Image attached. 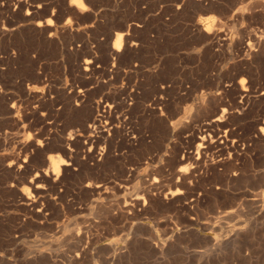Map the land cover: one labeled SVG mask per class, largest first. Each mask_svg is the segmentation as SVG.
Returning a JSON list of instances; mask_svg holds the SVG:
<instances>
[{"label":"rangeland","instance_id":"obj_1","mask_svg":"<svg viewBox=\"0 0 264 264\" xmlns=\"http://www.w3.org/2000/svg\"><path fill=\"white\" fill-rule=\"evenodd\" d=\"M83 2L89 9L83 13L70 5L69 0L2 2L0 95L8 94L18 102L19 109L16 117L6 118L1 114L3 110L0 106V156L12 151L15 143L32 136L36 131L44 129L43 134L55 135L64 131L66 135V132L79 128V122L73 120V116L52 117L47 107L48 118L40 115L45 108H41L43 110L37 117L30 118V110L39 96L58 99L62 94L71 95L70 92L86 89L89 96L93 94V100L109 95L111 101L116 95V98L124 96L126 104L115 110V126L119 130L110 135L113 138L110 137L111 147L108 145L111 156L106 160L104 168L91 169V161H85V165L79 159L76 171L64 175L63 184L66 186L62 184V198L57 202L59 206L51 208L49 218H35L18 199L19 190L27 186L35 174L34 169L17 175L6 172L9 176L0 171V252L4 253L0 257V264H264V134L253 138L254 128L264 126V39L260 48L252 46L255 38H264V11H260L264 10V0H176L179 4L175 0ZM37 5H41L40 10L37 9L39 11L35 8ZM49 19L53 23L47 26ZM65 21L70 23L66 24ZM37 24L41 26L37 27ZM121 25L133 27L128 32L131 41L122 44L126 46L122 47L118 53L119 59L117 57L115 61L110 49L116 27ZM4 27H10L11 32L2 34L1 29ZM203 29L211 31V34H204ZM239 41H243L244 45L237 46ZM246 43H251L259 59L249 54L251 51L245 47ZM91 57L96 60V71L89 76L82 75L83 70L76 69L77 63ZM239 71H242V75ZM108 72L112 73L107 75ZM241 78L247 81V86L240 83ZM246 88L248 101L245 100L242 105L239 103L241 92ZM161 96L165 101L155 106V114L147 112L151 100L156 97L160 99ZM232 96H235L236 104L231 103L234 100ZM218 97L226 102H230L231 97L228 104L232 115L225 121L237 133L238 141L243 139L238 142L237 154H231L235 166L241 163L238 166L241 181L237 179V182H226L217 172H209V175L190 182L179 181L182 187L161 181L181 167L176 164L175 157H181L187 151L196 152V142L190 141L189 134L180 135L176 128L179 136L177 133L167 136L165 125L180 118L183 121L193 120L192 125L195 127L206 125L213 101ZM113 99L111 102H116ZM162 106L167 108V120L159 115ZM121 119L125 122L128 119V125L124 123V128L130 137L136 139L134 147L122 139L124 129L118 123L122 122ZM244 145L249 151L247 148L244 151ZM213 152H210L212 155L208 154L211 156H207V160H214V156H218V153ZM25 155L23 153L22 158ZM186 165L190 168L189 164H182L183 167ZM155 176L158 182L165 184H162L163 188L160 186L161 194L168 193L169 188L170 194L176 193L171 202L152 201L154 203L150 202L138 213H123L116 220L103 218V208L109 209L119 202L140 196L141 187L150 179H155ZM89 180L99 183L104 181L107 186L105 196H108L98 198L88 190L85 192L82 184ZM218 186L220 188L216 190ZM176 188L181 191L178 196ZM175 197L179 201L183 199V202L176 199L177 203H174ZM194 216L196 219H193ZM89 223L94 224L90 230L92 242L86 254L80 260L75 259L77 244L71 241L70 236L80 231L83 234ZM25 255L32 257V260L25 261Z\"/></svg>","mask_w":264,"mask_h":264},{"label":"bare ground","instance_id":"obj_2","mask_svg":"<svg viewBox=\"0 0 264 264\" xmlns=\"http://www.w3.org/2000/svg\"><path fill=\"white\" fill-rule=\"evenodd\" d=\"M178 1V0H177ZM180 1V0H179ZM188 1V0H187ZM227 1V0H226ZM257 1V0H255ZM176 2V0H175ZM196 2V1H195ZM194 2V3H195ZM198 2V1H197ZM260 2V1H259ZM172 3V2H171ZM184 3V2H182ZM213 3V2H212ZM244 3V2H243ZM176 4H179L176 2ZM198 4V3H197ZM211 4V3H210ZM216 4V2L214 3ZM252 4V3H251ZM256 4V3H255ZM21 5V3L19 4ZM219 5V4H218ZM217 5V6H218ZM253 5V4H252ZM249 5V6H252ZM201 6V5H200ZM213 6V5H212ZM254 6V5H253ZM252 6V7H253ZM20 7V6H18ZM70 7V6H69ZM210 7V6H209ZM214 7V6H213ZM216 7V6H215ZM219 7V6H218ZM255 7V6H254ZM253 7V9H254ZM263 6H261L262 8ZM34 8V7H33ZM36 10L39 9V7H35ZM205 8V7H204ZM217 8V7H216ZM223 9V7H221ZM220 8V9H221ZM248 8V6H247ZM260 8V7H259ZM32 9V8H31ZM73 9V8H72ZM200 9V8H199ZM212 9V8H211ZM215 9V8H214ZM264 9V8H262ZM3 10V5L2 3H0V13ZM33 11H35V9H32ZM31 10V11H32ZM40 10V9H39ZM37 10V11H39ZM70 10V8H69ZM75 10V8L73 9ZM72 10V12H73ZM237 10V9H236ZM241 10V9H240ZM249 10V8H248ZM252 10V9H251ZM32 11V12H33ZM217 13H219V10H216ZM225 11V10H224ZM260 11H264V10H260ZM28 12V11H27ZM78 12V11H77ZM196 12V11H194ZM204 12V11H203ZM233 12V11H232ZM243 12V11H242ZM247 12V9H246ZM251 12V11H249ZM36 13V12H35ZM44 13V12H43ZM46 13V12H45ZM74 13V12H73ZM76 13V11H75ZM238 13V12H237ZM240 13V12H239ZM28 14V13H27ZM26 14V15H27ZM48 14V13H46ZM190 14V13H189ZM220 14V13H219ZM230 14V13H229ZM245 14V13H244ZM252 14V13H251ZM4 15V14H3ZM70 15V14H69ZM221 15V14H220ZM236 15V14H235ZM242 15V13L240 14ZM247 15V14H246ZM249 15V13H248ZM244 16V15H243ZM258 16V15H257ZM52 17V16H51ZM235 18H239L234 16ZM246 17V16H244ZM256 17V14H255ZM264 17V16H263ZM220 18V17H219ZM241 18V17H240ZM260 18V17H259ZM170 19V18H169ZM168 19V20H169ZM221 20V19H220ZM258 20V19H257ZM117 22V21H116ZM37 23V22H36ZM42 23V22H41ZM44 25V24H43ZM47 26H49V24H46ZM119 25V24H118ZM9 26V25H8ZM41 26V25H39ZM37 24V27H39ZM91 26V24H90ZM43 27V26H42ZM65 27V25H64ZM139 27V26H138ZM195 29L197 28L196 25L194 26ZM192 27V28H194ZM200 27V26H199ZM13 28V27H12ZM47 28V27H46ZM53 28V27H52ZM91 28V27H90ZM89 28V29H90ZM133 27L131 26H118V28L116 27V32L114 33V40L115 41L117 35L119 34L120 39H121V44H127L129 40V35L128 32L129 30H131ZM189 28V27H188ZM206 28V27H205ZM18 29V28H17ZM37 29V28H36ZM87 29V28H86ZM85 29V30H86ZM88 29V30H89ZM12 29H10V27H4L1 29V33L4 35H7L8 33L11 32ZM41 30V29H40ZM39 30V31H40ZM44 30V29H43ZM49 31H51L50 29H48ZM46 29V31H48ZM204 30V29H203ZM48 31V32H49ZM83 31V30H82ZM196 31V30H195ZM194 31V32H195ZM198 31V30H197ZM205 31V30H204ZM211 32V31H210ZM210 32H203L204 34L208 35ZM221 31H219L220 33ZM130 33V32H129ZM213 33V30H212ZM218 33V34H219ZM51 34V33H50ZM81 34V33H80ZM91 34V33H90ZM211 34V33H210ZM209 34V35H210ZM11 35V34H10ZM52 35V34H51ZM214 34H212L213 36ZM220 36V35H219ZM5 37V36H4ZM204 37V36H203ZM209 37V36H207ZM206 37V38H207ZM215 37L217 38V36L215 35ZM193 38V37H192ZM195 38V37H194ZM193 38V39H194ZM201 38V37H199ZM205 38V37H204ZM211 39V37H209ZM222 38V37H221ZM133 39V38H132ZM214 39V38H213ZM212 39V40H213ZM262 37H257L253 40L252 46H254V48H260L262 46ZM211 40V41H212ZM216 40V39H215ZM222 40V39H221ZM245 40V39H244ZM109 41V40H108ZM137 41V40H136ZM194 41V40H193ZM99 42V41H98ZM199 43V42H198ZM218 43V42H217ZM225 43V42H224ZM113 44V43H112ZM247 45H245L246 48H248L251 52L249 54L252 55V57L254 58H258L259 55H256V50L253 51V49L251 48L250 44L246 43ZM135 44H132L131 46H134ZM212 45V44H211ZM236 45L238 46H243L244 42L243 41H239L238 44L236 43ZM126 45H124L123 47H125ZM130 46V47H131ZM100 47V46H99ZM239 47V48H240ZM98 48V47H97ZM129 48V47H128ZM207 48V47H206ZM225 48V47H224ZM245 48V49H246ZM255 48V49H256ZM238 49V48H237ZM243 49V48H242ZM95 50V49H94ZM103 50V49H102ZM111 55L115 58H117L119 55L118 53L115 51V49H113L112 45H111ZM127 50V49H126ZM129 50V49H128ZM135 50V49H134ZM239 50V49H238ZM247 50V49H246ZM245 50V51H246ZM262 50V49H261ZM98 51V50H97ZM244 51V50H243ZM260 51V50H259ZM258 52V51H257ZM264 52V51H263ZM100 53V52H99ZM125 53V52H124ZM246 53V52H245ZM5 54V53H4ZM122 54V53H121ZM134 54V53H133ZM79 55V54H78ZM108 55V54H106ZM127 55V54H126ZM82 56V55H81ZM263 56V55H262ZM3 57V56H2ZM10 57V56H9ZM21 57V56H20ZM79 57V56H78ZM105 57V55H104ZM103 57V58H104ZM108 57V56H107ZM260 57V56H259ZM123 58V57H122ZM126 58V57H125ZM135 58V57H134ZM119 59V57H118ZM251 59V58H250ZM259 59V58H258ZM257 59V60H258ZM264 59V58H263ZM100 60V59H99ZM107 60V58H106ZM124 60V59H123ZM126 60V59H125ZM134 60V59H133ZM247 60V59H246ZM256 60V61H257ZM89 61H91V63H89ZM116 61V59H115ZM114 61V62H115ZM128 61V60H127ZM251 61V60H250ZM263 61V60H262ZM10 62V61H9ZM32 62V61H31ZM34 62V61H33ZM32 62V63H33ZM104 62V61H103ZM102 62V63H103ZM260 62V61H259ZM258 62V63H259ZM95 63L96 60L91 57L89 59H85L83 61H79L77 63V71L78 70H83L81 72H84L82 75H87L89 76V74H92L94 71H96L95 69ZM128 63V62H127ZM253 63V61H252ZM116 64V63H115ZM255 64V63H254ZM264 64V63H263ZM33 65V64H31ZM107 66V65H106ZM243 66V65H242ZM257 66V64H256ZM120 67V66H119ZM125 67V66H124ZM138 67V66H137ZM239 67V66H238ZM24 68V67H23ZM107 68V67H106ZM113 68V67H112ZM130 68V67H129ZM242 68V67H241ZM245 68V67H243ZM242 68V69H243ZM247 68V67H246ZM74 69V68H73ZM136 69V68H135ZM263 69V68H262ZM264 70V69H263ZM73 71V70H72ZM255 71V70H254ZM79 72V73H81ZM114 72V71H113ZM240 72V71H239ZM242 72V71H241ZM240 72V75H242ZM263 72V71H262ZM78 73V74H79ZM101 73V72H100ZM112 73V72H111ZM110 72L107 73V75L111 74ZM158 73V72H157ZM244 73V72H243ZM258 73V72H257ZM246 74V72H245ZM244 74V75H245ZM38 75V74H37ZM81 75V74H80ZM79 75V76H80ZM81 75V76H82ZM102 75V74H101ZM239 75V73H238ZM248 75V74H246ZM252 75V74H250ZM262 75V74H261ZM78 76V75H77ZM76 76V77H77ZM86 76V77H87ZM263 76V75H262ZM35 77V76H34ZM73 77V76H72ZM128 77V76H127ZM252 77V76H250ZM39 78V77H38ZM248 78V77H247ZM115 79V78H114ZM39 80V79H37ZM128 80V79H127ZM240 81V80H239ZM2 82V81H1ZM0 82V83H1ZM35 82V81H34ZM131 82V81H130ZM263 82V81H262ZM112 83V82H111ZM117 83V82H116ZM251 83V82H250ZM254 83V82H253ZM106 84V83H105ZM238 84V83H237ZM264 84V83H263ZM108 85V83H107ZM138 85V84H137ZM250 85V84H249ZM99 86V85H98ZM228 86V85H227ZM247 86V84H246ZM236 87V85H235ZM233 87V88H235ZM245 87V84H244ZM255 87V86H254ZM4 88V87H3ZM70 88V87H69ZM122 88V87H121ZM237 88V87H236ZM240 88V87H238ZM252 88V87H251ZM32 89V88H31ZM117 89V88H116ZM120 89V88H119ZM166 89V88H165ZM248 89V88H246ZM250 89V87H249ZM254 89V88H253ZM105 90V89H104ZM112 90V89H111ZM124 90V89H123ZM121 90V91H123ZM135 90V89H134ZM167 90V89H166ZM234 90V89H233ZM99 91V90H97ZM120 91V90H119ZM165 91V90H164ZM236 91V89H235ZM238 91V89H237ZM241 91V90H240ZM239 91V92H240ZM248 91V90H247ZM246 91V93H247ZM125 92V90H124ZM135 92V91H134ZM156 92V91H155ZM158 92V91H157ZM233 92V91H232ZM250 92V91H249ZM248 92V93H249ZM4 93V92H3ZM227 93V92H226ZM225 93V94H226ZM235 93V92H234ZM233 93V94H234ZM242 99H241V103L243 105V103L246 100V93L245 90L242 89ZM245 93V94H244ZM43 94V93H42ZM71 95H65L62 94V96L58 99H51V98H46V97H41L39 96V98L37 100H33L34 101V106L33 108L30 110V118L32 117H37L39 115V112L42 111L44 108L45 110L42 111V113H40L41 116H45L49 115V113L47 114L46 111V107L48 110H50V114L52 115V117H57V116H61L63 117V115H65V117L67 115H69V117L71 118V116H73L75 119L73 120H77L79 122V128L77 130H70L68 133H72L73 136V140H69L68 139V133L66 132V135H64V131L61 134H57L55 135V133H47V134H43V130H39L36 131L31 137V140H28V138H25L17 143H15V146L13 147L12 151H9L6 155L4 156H0V171L4 172V174L7 172L9 174H13V175H17V174H21L23 172H31L33 169L35 171V174L31 177V179L27 182V186L21 188V190H19V200L20 203L25 206V210L27 209L29 211V213H33L35 218H39L40 220H45L48 217V213H50V210L52 207H56L57 202L60 201L61 194H63L62 192V188H63V182H64V175L67 173L73 174L74 171H76L75 166H78V160L81 159L82 161H84L83 164L86 165L85 161H91L92 164L88 165L91 167V169H95V170H99L100 168H104V164L106 162V160L111 156L110 155V151H108V145L110 142V135L112 133H115V130H119L117 129V127L115 126V122L117 121L116 119V115L117 114L115 111L117 108H119L121 105H123L125 103V99H123V97H117L116 95H114L113 98H115L116 102H111L112 100L114 101L113 98H111L112 100L109 101V95L105 96V97H100L98 100H93L91 98V96H89L88 91L86 89H81L78 90L77 92H70ZM95 94V93H94ZM118 94V93H116ZM124 94V93H123ZM151 94V93H150ZM235 94H238V92H236ZM240 94V93H239ZM238 94V95H239ZM251 94V93H250ZM8 94H6L7 96ZM120 96H122V94L119 93ZM149 95V94H148ZM147 95V96H148ZM6 96H1L0 95V106L2 107V115L6 116V118H13L16 117L15 114L18 112V102L15 101L13 98L9 97V95ZM36 96V95H35ZM95 96V95H94ZM112 96V95H111ZM118 96V95H117ZM226 96V95H225ZM236 96V95H235ZM234 96V97H235ZM149 97V96H148ZM233 97V96H232ZM233 97V98H234ZM29 98V97H28ZM53 98V97H52ZM55 98V97H54ZM97 98V97H96ZM131 98V97H130ZM226 99V98H225ZM231 97H230V102H231ZM243 100V101H242ZM145 101V100H144ZM151 107L149 110H146L147 112L150 111L153 114H155V106H157L158 104L162 103L160 99H153L151 100ZM165 101V100H163ZM229 101V100H228ZM226 102L223 99H216L213 101V106L211 108L210 111V119L209 122L206 125H199L197 127H195L194 125H192L193 120L188 119V120H174L175 123H173V121H171L168 125H165V134L167 136H171V135H175L176 132V128L177 131L181 134H189L188 137L190 139V141L192 142H196V152H183L181 157H175L176 158V164L178 166H182V164L187 163L189 164L190 168H188V172L187 173H181L179 171V169L181 167H178V169L171 175H169V177H165V179L161 180L164 181L166 183L172 182V184L174 185H178L180 182H185L186 180H195L199 177L205 176V175H209V172H213L216 174H220L221 177L223 178V180H225L226 182H237V179L239 181H241L240 177V172L238 169V166L241 164H239L238 166H235L236 164L232 161V155L233 154H237V152L239 151V145H238V139H237V133L235 134L231 128H229L228 124L226 123L225 119L229 116L232 115L229 113V104L230 102ZM235 98L233 100V104H236L235 102ZM248 101V100H246ZM207 102V100H206ZM237 102V104H239ZM166 103V102H165ZM205 103V102H204ZM15 105V108L12 107V105ZM126 104V103H125ZM77 105H79L77 107ZM202 105V104H201ZM232 105V104H231ZM247 105V104H246ZM124 106V105H123ZM127 106V105H126ZM233 106V105H232ZM231 106V107H232ZM54 107H56V109H53ZM128 107V106H127ZM207 107V106H206ZM234 107H238L239 106H234ZM243 107V106H241ZM240 107V108H241ZM41 108H43L41 110ZM131 108V107H130ZM129 108V109H130ZM177 108V107H176ZM227 108L228 111L226 113L223 112V109ZM237 110L239 111L240 109ZM162 109V107H161ZM180 109V108H179ZM178 109V110H179ZM243 109V108H242ZM241 109V110H242ZM120 110V109H118ZM157 110V109H156ZM21 111V109H20ZM244 111V110H243ZM247 111V110H246ZM22 112V111H21ZM49 112V111H48ZM119 112V111H118ZM130 112V111H129ZM241 113V112H240ZM240 113L239 116H240ZM222 115V121H218L216 119V115ZM127 115V114H126ZM237 115V114H236ZM129 116V115H128ZM51 117V116H50ZM51 117V118H52ZM123 117V116H122ZM172 117V114H171ZM208 117V118H209ZM241 117V116H240ZM29 118V119H30ZM39 118V117H38ZM48 118V117H47ZM70 118H66L69 119ZM118 118V117H117ZM125 118V117H124ZM177 118V117H176ZM190 118V117H188ZM230 118V116H229ZM236 118V117H235ZM239 118V117H238ZM45 119V118H44ZM56 119V118H55ZM129 119V118H128ZM127 119V120H128ZM228 119V118H227ZM242 119V118H241ZM8 120V119H7ZM11 120V119H10ZM18 120V119H17ZM47 120V119H45ZM44 120V122H45ZM122 120V119H121ZM127 120L125 122V120L122 122H118L121 123L120 126H122V130L124 129V133H121L122 139L124 142H126V144L129 145H133L134 144V138L130 137L129 134L127 132H125V124H127ZM16 121V120H15ZM36 121V120H35ZM77 121L75 123H77ZM201 121V120H200ZM230 121V120H229ZM237 121V120H236ZM239 121V120H238ZM56 122V121H55ZM72 122V121H71ZM74 122V121H73ZM198 122V121H197ZM54 123V122H53ZM57 123V122H56ZM125 123V124H124ZM239 123V122H238ZM47 124V123H45ZM52 124V123H51ZM50 124V126H51ZM72 124V123H71ZM135 124V123H134ZM62 125V124H61ZM90 125V127H89ZM128 125V124H127ZM198 125V124H197ZM230 125V124H229ZM237 125V124H236ZM235 125V126H236ZM241 125V124H240ZM239 125V126H240ZM256 125V124H255ZM36 126V124H35ZM133 126V125H132ZM233 126V125H232ZM260 126V125H259ZM66 127V126H65ZM77 127V126H76ZM34 128V127H33ZM75 128V126H74ZM244 128V127H243ZM254 128V127H253ZM264 128V126H260L258 128H254L253 130V134H255L253 136V138H258L257 136H262L264 134V132L261 131V129ZM76 129V128H75ZM67 130V129H66ZM133 130V129H131ZM160 130V129H159ZM239 130V127H238ZM59 131V130H57ZM137 131V130H136ZM154 131V130H153ZM156 131V130H155ZM236 131V129H235ZM241 131V130H239ZM244 131V129H243ZM20 132V131H19ZM120 132V131H119ZM245 132V131H244ZM247 132V130H246ZM143 133V132H142ZM117 134V133H116ZM155 134V133H154ZM157 134V133H156ZM178 134V133H177ZM251 134V135H253ZM113 136V135H112ZM179 136V134H178ZM176 136V137H178ZM239 136V135H238ZM243 136V135H241ZM8 137V136H7ZM117 137V136H116ZM240 137V136H239ZM238 137V138H239ZM248 137V136H247ZM264 137V136H263ZM112 138V137H111ZM115 138V137H114ZM136 138V137H135ZM156 138V137H155ZM154 138V139H155ZM169 138V137H168ZM180 138V137H179ZM243 138V137H242ZM260 138V137H259ZM113 139V138H112ZM264 139V138H263ZM9 141V140H8ZM85 141H87V143H85ZM112 141V140H111ZM234 141V143H233ZM245 142V141H242ZM7 143V142H6ZM190 143V142H189ZM247 143V142H246ZM245 143V144H246ZM251 143V142H250ZM2 144V143H1ZM146 144V143H145ZM149 144V143H148ZM204 145L203 148H201V145ZM111 145V144H110ZM109 145V146H110ZM115 145V144H114ZM144 145V144H143ZM154 145V144H153ZM185 145V144H184ZM187 145V144H186ZM2 146V145H1ZM191 146V145H190ZM241 146V145H240ZM243 146V145H242ZM245 150L247 146L244 145ZM257 146V145H256ZM77 147V151L73 148ZM111 147V146H110ZM128 147V146H127ZM134 147V145H133ZM138 147V146H137ZM135 147V148H137ZM91 148L92 151L89 152L88 149ZM114 148V146H113ZM149 148V147H148ZM242 148V147H241ZM243 148V149H244ZM132 149V148H131ZM163 149V148H162ZM182 149V148H181ZM242 149V150H243ZM248 149V148H247ZM260 149V148H259ZM111 150V149H110ZM123 150V149H122ZM126 150V149H125ZM241 150V151H242ZM252 150V149H251ZM215 151L216 153H218V156H214L216 157L214 160H207V156L208 154L211 152ZM249 151V149H248ZM7 152V151H6ZM54 152H56L57 154L53 155ZM233 152V154H232ZM25 153L26 155L23 156L22 158V154ZM53 153V154H52ZM118 153V152H117ZM181 153V152H180ZM210 153V154H211ZM61 154V155H59ZM170 154V153H169ZM177 154V153H176ZM214 154V152H213ZM232 154V155H231ZM239 154V153H238ZM197 155H199V159H196ZM212 155V154H211ZM209 155V156H211ZM261 155V154H260ZM61 156V157H60ZM208 156V158H209ZM237 156V155H235ZM242 156V155H241ZM118 158V157H117ZM174 158V157H173ZM232 158V159H231ZM264 158V157H263ZM115 159V158H114ZM121 159V158H120ZM140 159V158H139ZM234 160V159H233ZM240 162L241 160L238 159ZM63 161V163H62ZM234 165H232V162ZM174 162V163H175ZM236 162V161H235ZM111 163V162H110ZM172 163V162H171ZM231 163V164H230ZM243 163V162H242ZM9 164H11L12 166L9 167ZM109 164V163H108ZM116 164V163H115ZM229 164V165H228ZM87 165V167H89ZM107 166V165H106ZM188 166V167H189ZM242 166V165H241ZM82 167V165L80 166ZM85 167V166H84ZM83 167V168H84ZM174 167V164H173ZM185 168H187V165L184 166ZM240 167V166H239ZM86 168V167H85ZM78 169V168H77ZM81 169V168H79ZM88 169V168H87ZM112 169V168H111ZM173 169V168H172ZM109 170V169H108ZM37 172L40 173L39 176H37ZM127 172V171H126ZM5 174L8 175L9 174ZM171 173V172H170ZM213 173H211L213 175ZM233 173H236L235 175H233ZM32 174V173H31ZM210 174V175H211ZM215 174V175H216ZM214 175V176H215ZM219 175V176H220ZM24 176V174H23ZM132 176V175H131ZM217 176V175H216ZM215 176V177H216ZM218 176V178H219ZM242 176V175H241ZM159 177V176H158ZM245 177V176H244ZM20 178V177H19ZM72 178V177H71ZM164 178V177H163ZM178 178V180H177ZM204 178V177H203ZM208 178V177H207ZM210 178V177H209ZM242 178V177H241ZM8 179V178H7ZM153 179V180H152ZM150 179L151 181L147 182L145 186L141 187V195L140 196H136L132 199L129 200H124L113 206H111L109 209H102V213L103 218L107 219L109 218L111 219H115L117 217H119L120 215H122L123 213H132V212H137L140 210H143L144 203L143 200H139L138 198L143 197L144 200H147L150 202L152 201H158L159 203H169L171 202V198H173V195H175L176 193L170 194L169 193V189H168V193L166 192L165 194H161L163 192H161L163 185H165L163 182H158V180H156V176L155 179L152 178ZM161 179V177L159 178ZM205 179V178H204ZM211 179V178H210ZM217 179V178H216ZM15 180V179H14ZM107 180V179H106ZM175 180V181H174ZM198 180V179H197ZM203 180V179H202ZM215 180V178H214ZM169 181V182H168ZM180 181V182H179ZM200 181V180H199ZM213 181V180H212ZM221 181V180H220ZM15 182V181H14ZM219 182V179H218ZM25 183V182H23ZM65 183V182H64ZM199 183V182H198ZM63 184V185H62ZM107 184V183H106ZM171 184V183H169ZM186 184V183H185ZM190 184V183H189ZM225 184V183H224ZM256 184V183H255ZM70 185V184H68ZM88 185H92L91 187H89ZM97 185H99V187H97ZM109 185V184H107ZM168 185V184H167ZM180 185V184H179ZM196 185V184H195ZM194 185V187H195ZM222 185V184H221ZM231 185V183H230ZM25 186V185H24ZM66 186V185H65ZM160 186H162V188H160ZM172 186V185H171ZM181 186V185H180ZM200 186V185H199ZM223 186V185H222ZM12 187V186H10ZM110 187V186H109ZM108 187V188H109ZM165 187V186H164ZM170 187V186H169ZM179 187V186H177ZM182 187V186H181ZM185 187V186H184ZM189 187V186H188ZM117 188V187H116ZM180 188V187H179ZM187 188V187H186ZM220 188V187H219ZM10 189V188H9ZM24 189H27L28 191L25 192ZM66 189V188H65ZM64 189V190H65ZM82 189L88 190L92 195H96L98 198L99 197H104L106 194L107 190V186L103 183H99V182H95V181H88L85 182L84 184H82ZM172 189V188H171ZM177 189V188H176ZM183 189V188H182ZM63 190V191H64ZM78 190V189H77ZM115 190V189H114ZM166 190V188H165ZM185 190V189H184ZM183 190V191H184ZM187 190V189H186ZM216 190H218V188H216ZM191 191V190H190ZM198 191V190H197ZM200 191V189H199ZM17 192V191H16ZM66 192V190H65ZM181 192V191H179ZM185 192V191H184ZM210 192V191H209ZM220 192V191H218ZM15 193V192H14ZM18 193V192H17ZM119 193V192H118ZM186 193V192H185ZM184 193V194H185ZM188 193V192H187ZM215 193V191L213 192V194ZM66 194V193H65ZM108 194V193H107ZM182 193H180L181 196ZM12 195V194H11ZM137 195V194H136ZM194 195V194H193ZM197 195V194H195ZM203 195V194H202ZM216 196H218L217 194H215ZM213 195V196H215ZM16 196V195H15ZM18 196V195H17ZM108 195H106L105 197H107ZM178 196V194L176 195ZM179 196V198H180ZM185 196V195H184ZM245 196V195H244ZM110 197V196H109ZM192 197V196H191ZM196 197V196H195ZM194 199H198L195 198ZM201 197V195H200ZM247 197V196H246ZM11 198V197H10ZM182 198V197H181ZM185 198V197H184ZM188 198V197H186ZM220 198V197H219ZM104 199V198H103ZM177 197H175V199H173L175 202L179 199H177ZM202 199V198H201ZM200 199V200H201ZM13 200V199H12ZM188 199L184 200L187 201ZM207 200V199H206ZM66 201V200H64ZM97 201V200H96ZM183 202V199H180L179 202ZM193 201V200H192ZM15 202V201H14ZM152 202V203H154ZM173 202V201H172ZM190 202V201H189ZM64 203V202H63ZM192 203V202H191ZM196 203V202H194ZM201 203V202H200ZM65 204H67L65 202ZM105 204V203H104ZM157 204V202H156ZM193 204V203H192ZM205 204V203H204ZM68 205V204H67ZM136 205H139L138 207H134ZM166 205V204H165ZM171 206V203L169 204ZM173 205V203H172ZM175 205V204H174ZM181 205V204H180ZM191 205V204H190ZM195 205V204H194ZM201 205V204H200ZM59 206V205H57ZM100 206V204H99ZM102 206V205H101ZM158 206V205H157ZM168 206V205H167ZM163 207V206H162ZM174 207V206H173ZM172 207V208H173ZM184 207V206H183ZM190 207V206H189ZM171 208V207H170ZM179 208V206H178ZM187 208V207H186ZM185 208V209H186ZM57 209V208H56ZM101 209V208H100ZM98 209V210H100ZM146 209V208H145ZM144 209V210H145ZM174 209V208H173ZM177 209V208H176ZM55 210V208L53 209ZM52 210V211H53ZM80 210V209H79ZM178 210V209H177ZM182 210V209H181ZM194 210V209H193ZM211 210V209H210ZM51 211V212H52ZM56 211V210H55ZM144 212V211H142ZM140 213V212H139ZM56 214V213H55ZM96 214V213H95ZM187 214V213H186ZM125 215V214H124ZM32 216V214H31ZM137 216V215H136ZM186 216V215H185ZM33 217V216H32ZM187 217V216H186ZM34 218V219H35ZM49 218V217H48ZM51 218V217H50ZM104 219V220H105ZM119 219V218H117ZM116 220V219H115ZM98 222V220H97ZM114 222V221H113ZM87 223V222H86ZM94 223V222H93ZM87 224L85 226V231L82 234L81 231L80 233L78 232L77 234L75 233V235H71L70 239L73 243L77 244L75 246H77V253L75 254V259H79L82 258L85 254L87 250V247L89 246V243L92 242L91 240V234H90V230H92V228L94 227V224ZM187 223V222H185ZM42 224V223H41ZM45 225V223H43ZM85 224V223H84ZM97 224V223H96ZM83 225V224H82ZM101 225V224H99ZM0 226H2V220L0 219ZM102 227V226H101ZM105 227V226H104ZM81 229V227H80ZM102 229V228H101ZM79 231V229H78ZM15 233V232H13ZM14 240V239H13ZM160 247V246H159ZM60 256V255H59ZM88 257V256H87ZM61 258V257H60ZM74 258V257H72ZM75 259L73 260L74 262ZM44 261V260H43ZM78 262V260H77Z\"/></svg>","mask_w":264,"mask_h":264},{"label":"snow or ice","instance_id":"obj_3","mask_svg":"<svg viewBox=\"0 0 264 264\" xmlns=\"http://www.w3.org/2000/svg\"><path fill=\"white\" fill-rule=\"evenodd\" d=\"M2 2H3V0H0V3H2ZM82 2H83V0H82ZM83 3H84V2H83ZM39 6H41V5H37V7H39ZM86 12H87V11H86ZM28 15H31V13H28ZM49 20H51V19H49ZM51 21H52V20H51ZM201 22H203V21H201ZM52 23H53V21H52ZM52 23H51V24H52ZM122 47H123V45L121 44V49H120L119 51H116V52L119 53V52L122 50ZM253 51H255V49H253ZM113 58L115 59V57H113ZM89 63H91V61H89ZM246 83H247V81L243 80V84H246ZM243 84H242V85H243ZM245 91H247V89H245ZM163 99H164L163 96H161V97H160V100L163 101ZM78 106H79V105H77V107H78ZM12 107L15 108V105L13 104ZM162 107H163V106H162ZM166 111H167V108H166V107H163V110L160 111L159 115H160L161 117H164V118L167 120V117L165 116V112H166ZM227 111H228L227 108H224V109H223V112H224V113H226ZM188 114L191 115V112H189ZM222 115H223V114L216 115V119H217L218 121H222ZM173 123H175V121H173ZM89 127H90V125H89ZM261 131L264 132V128H262ZM31 139H32V137L29 136V137H28V140H31ZM68 139H69V140H73V139H74L73 136H72V133H68ZM85 143H87V141H85ZM233 143H234V141H233ZM203 146H204V145L202 144V145H201V148H203ZM88 151L91 152L92 149L89 148ZM199 158H200L199 155H197L196 159H199ZM62 163H63V161H62ZM161 163H163V161H162ZM11 166H12V165L9 164V167H11ZM179 171H180L181 173H187V172H188V168L181 167V168L179 169ZM235 174H236V173H233V175H235ZM39 175H40V173L37 172V176H39ZM177 180H178V178H177ZM88 186L91 187L92 185H88ZM97 187H99V185H97ZM218 190H219V186H218ZM176 191H177V194H179V189H177ZM138 199H139V200H143V203H144V206H145V207L148 206L149 201L144 200L143 197H140V198H138ZM138 206H139V205H136V206H134V207H138ZM193 219H196V217L194 216ZM143 223H147V221H143ZM177 231H179V230L177 229ZM3 256H4V253H3V252H0V257H3ZM23 259H24L25 261H31V260H32V257L25 255V256L23 257Z\"/></svg>","mask_w":264,"mask_h":264},{"label":"clouds","instance_id":"obj_4","mask_svg":"<svg viewBox=\"0 0 264 264\" xmlns=\"http://www.w3.org/2000/svg\"><path fill=\"white\" fill-rule=\"evenodd\" d=\"M70 5L75 6L81 13L88 11V7L82 2V0H69ZM47 23L51 25L52 21L48 20ZM65 23H70V21H65ZM113 49L115 51H119L121 49V39L119 34L117 35L115 41L112 44ZM240 83L243 84V78H241ZM27 192V189H24Z\"/></svg>","mask_w":264,"mask_h":264}]
</instances>
